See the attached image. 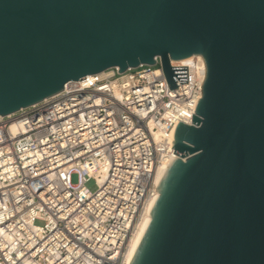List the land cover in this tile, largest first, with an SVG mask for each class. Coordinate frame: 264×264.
<instances>
[{
  "label": "water",
  "instance_id": "95a60500",
  "mask_svg": "<svg viewBox=\"0 0 264 264\" xmlns=\"http://www.w3.org/2000/svg\"><path fill=\"white\" fill-rule=\"evenodd\" d=\"M203 98L131 264H264V0H0V118L87 76L160 59Z\"/></svg>",
  "mask_w": 264,
  "mask_h": 264
},
{
  "label": "built area",
  "instance_id": "2783aa9c",
  "mask_svg": "<svg viewBox=\"0 0 264 264\" xmlns=\"http://www.w3.org/2000/svg\"><path fill=\"white\" fill-rule=\"evenodd\" d=\"M156 61L87 76L0 118V264H130L157 175L178 158L177 127L193 125L206 79L202 57L173 62L188 67V83L175 78L171 90Z\"/></svg>",
  "mask_w": 264,
  "mask_h": 264
},
{
  "label": "bare ground",
  "instance_id": "6f19581e",
  "mask_svg": "<svg viewBox=\"0 0 264 264\" xmlns=\"http://www.w3.org/2000/svg\"><path fill=\"white\" fill-rule=\"evenodd\" d=\"M191 60V59H190ZM190 60H186L184 61V63H188ZM168 170V165L164 166L158 173L157 175V185H159L162 181V179L164 178L165 174L167 173ZM159 198V193L157 194L156 198L151 202L149 209H148V214L145 217V219L143 220L137 234L135 235L133 241H132V245H131V249H130V253H129V263H132V259L135 255V252L137 250V248L139 247L149 225L151 224L152 218H151V212L155 206V203L157 201V199Z\"/></svg>",
  "mask_w": 264,
  "mask_h": 264
},
{
  "label": "rangeland",
  "instance_id": "374dc122",
  "mask_svg": "<svg viewBox=\"0 0 264 264\" xmlns=\"http://www.w3.org/2000/svg\"><path fill=\"white\" fill-rule=\"evenodd\" d=\"M73 183H74V184L79 183V179H78L77 176H74V177H73ZM87 187H88L91 191H93V192H95V191L97 190V186H96V184H95L94 181L88 183V184H87ZM38 224L41 225L40 223H38Z\"/></svg>",
  "mask_w": 264,
  "mask_h": 264
}]
</instances>
